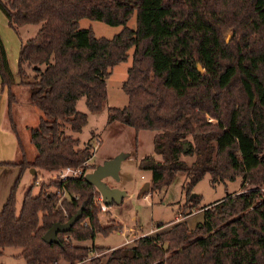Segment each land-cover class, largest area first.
<instances>
[{"label":"trees","instance_id":"trees-1","mask_svg":"<svg viewBox=\"0 0 264 264\" xmlns=\"http://www.w3.org/2000/svg\"><path fill=\"white\" fill-rule=\"evenodd\" d=\"M0 12L14 31L38 24L20 42L16 73L27 103L40 111L29 129L32 159L24 158L17 139L19 161L0 162L18 166L0 206V254L5 246L19 247L25 264H264V0H0ZM80 18L121 28L109 38L95 36L78 26ZM129 48L121 82L126 104L108 108L106 121L153 132L152 151L160 158L137 161L150 172V188L166 186L182 171L186 197L205 173L211 184L240 177V190L203 206L193 227L182 217L93 255L103 248L79 242L118 231L120 224L98 222L99 193L82 178L93 168L92 146L77 147V138L62 128L79 132L86 123V114L75 109L81 96L88 111L99 110L104 78ZM12 84L0 39V90L14 129ZM66 166L80 174L41 182L32 193L37 171ZM26 168L34 174L16 211L15 187ZM197 198H188L191 207ZM78 209L69 229L56 232V242L41 239Z\"/></svg>","mask_w":264,"mask_h":264},{"label":"rangeland","instance_id":"rangeland-1","mask_svg":"<svg viewBox=\"0 0 264 264\" xmlns=\"http://www.w3.org/2000/svg\"><path fill=\"white\" fill-rule=\"evenodd\" d=\"M126 25L133 27V15L127 20ZM78 26L80 28L90 27L95 36L107 38L116 34L121 28V25H110L88 18H80ZM37 27L38 24H26L23 27H18L16 31L9 28L10 34L1 30L0 35L8 49V55L10 56L11 54L8 40L11 42L12 38H15L23 41L30 36V34L27 35L26 30ZM130 58L131 48L127 50V58L124 61L118 62L109 69V73L104 78L106 97L102 101L99 110L88 111L84 104L83 96L75 101V109L84 112L87 116L86 123L81 127L80 131L72 132L67 125L62 128L64 135L77 138V147H82L87 142L91 146H95L88 159V163L93 164V167L107 159L119 156L116 178L105 176L103 181L109 186L123 190L124 194L120 202L106 205L107 207L104 211H101L98 206L97 218L100 224L110 222L112 225H116L118 223L120 224V229L105 235L96 232L92 239L79 242L82 245H90L92 243L103 248L97 252H91L93 255L106 253L107 250L105 249L112 246L131 243L136 236L153 233L159 225L160 228H165L172 221L179 220L182 217L185 218L187 211L193 213L187 221L192 224L196 221L195 214L201 213L203 206L220 199L226 193L240 190V177H236L234 180L215 181L211 184L209 174L205 173L193 185L187 195L190 198L189 195L194 193L198 197L197 202L192 203L191 207V202L188 201L181 188L185 180V173L182 171L176 172L166 186L160 189L150 188V172L138 169L137 161L145 155H151L156 160L160 158L159 155L152 151L151 138L153 132L144 129L134 131L132 127L123 122L116 120L106 121L108 108H119L126 104V95L121 89V82L125 78ZM10 70L13 73H11L12 80L14 78L16 80L18 75L16 74L15 63H12ZM31 115L34 116L32 113ZM17 139L24 158L31 160L35 154V149L28 141L26 130L23 127L20 128V125L17 130ZM1 140H3L2 143ZM5 157L9 160L20 157V148L16 143L13 132L8 137H4L3 134L0 135V158ZM181 159L189 163L192 160V156H181ZM91 169H87L86 172L91 171ZM16 171L17 167L15 165H0V194L5 187L8 188L12 184ZM57 177L56 172L37 171L33 181L32 193L37 191L41 182H52ZM31 181L32 175L26 168L20 174L15 187L16 211H18L20 206L22 194ZM46 189L53 190V187L49 186ZM19 251L20 248L16 246L3 247L0 254V264H25L23 258L18 255Z\"/></svg>","mask_w":264,"mask_h":264},{"label":"crops","instance_id":"crops-1","mask_svg":"<svg viewBox=\"0 0 264 264\" xmlns=\"http://www.w3.org/2000/svg\"><path fill=\"white\" fill-rule=\"evenodd\" d=\"M23 26L24 25H22L20 27H23ZM9 28L10 27L7 25L5 17L1 13V15H0V31L3 30L7 34H10L9 33L10 32ZM36 29L37 28L26 30L27 35L30 34V36H32L34 34V32L36 31ZM0 39H1V42H2V44L4 46V48H5V53H6V57H7V65L9 66L8 67L9 70L11 68L12 63H15V70H16L17 69V54H18V50H19V45H20L21 39H17L16 40L15 38H12L11 42L8 40L9 48L11 49L10 56L8 55V52H7L8 49H7V47H6L5 43H4L3 38L1 37V35H0ZM15 70H14V72H15ZM10 72H11V70H10ZM9 90H10V93L14 97V101L10 104V107H9V113H10V117H11V121L13 123L14 129L11 128L10 121H9V118H8L7 94H6V91L5 90H0V135L3 134L4 137H8L11 134V132H13L14 136L16 138V143H17V130H18L19 125H20V128L23 127L26 130V133H27V136H28V141H29V129L31 127H34L37 124V121H38V119L40 117V111L37 108H35V107H33V106H31V105H29L27 103V101H26L27 89H26L25 85H23V84H21L19 82V76H17L16 80L14 78L13 84L10 86ZM31 113L34 116H32ZM31 117H32V119H31ZM2 141L3 140H1V143H2ZM19 159H20V157L14 158L13 160L12 159L9 160V159H7L5 157V158H0V162L7 161V162L16 163V162L19 161ZM27 161H30V160H27ZM16 167H17V171H18V166H16ZM28 170H29V168H28ZM17 171H16V174H17ZM29 172H30V174L32 175V178H33L34 170L33 171L29 170ZM9 187L8 188L5 187L4 191L0 194V206L3 203L5 197H6L7 193H8ZM195 196H196V194H195ZM191 214H193V213L192 212H190V213L188 212L187 216L184 218L187 226H189V227H193L196 223L201 221L202 212L195 214L196 221L193 222L192 224L187 222L189 217L192 216ZM172 222H174V221H172ZM150 234H153V233H150ZM145 235H147V234H145ZM127 244H130V243H127ZM112 247H115V246H112ZM112 247H110V248H112Z\"/></svg>","mask_w":264,"mask_h":264},{"label":"water","instance_id":"water-1","mask_svg":"<svg viewBox=\"0 0 264 264\" xmlns=\"http://www.w3.org/2000/svg\"><path fill=\"white\" fill-rule=\"evenodd\" d=\"M198 72L201 71L199 65L196 66ZM119 164V156L107 159L103 161L101 164L95 165L89 172H85L82 176L83 180L88 184L92 185L99 193L101 202L104 205H108L111 203L120 202L124 191L113 186L107 185L103 181V177L111 176L116 178V171L118 169ZM30 171H33V168H29ZM195 196L194 193H191L189 197ZM79 209L65 222L52 223L41 235V239L45 242H56V232L57 231H66L69 229L70 225L73 221L78 217Z\"/></svg>","mask_w":264,"mask_h":264},{"label":"built area","instance_id":"built-area-1","mask_svg":"<svg viewBox=\"0 0 264 264\" xmlns=\"http://www.w3.org/2000/svg\"><path fill=\"white\" fill-rule=\"evenodd\" d=\"M95 146H92V149L94 148ZM53 172H56L57 173V179L56 180H61V179H64L65 177H68V176H76L78 174H80V170L78 168H72V167H63V168H60L56 171H53ZM96 201H98V206H99V209L101 211H104L105 208H106V205H104L102 202H101V199H100V196L98 195L96 197ZM86 260L87 259H82V260H76L74 261L72 264H86Z\"/></svg>","mask_w":264,"mask_h":264}]
</instances>
